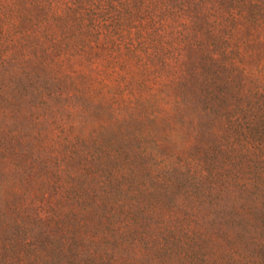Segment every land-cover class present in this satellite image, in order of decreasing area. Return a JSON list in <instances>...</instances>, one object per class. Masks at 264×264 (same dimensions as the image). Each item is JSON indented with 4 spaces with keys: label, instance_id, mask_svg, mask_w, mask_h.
Here are the masks:
<instances>
[{
    "label": "trees",
    "instance_id": "16d2710c",
    "mask_svg": "<svg viewBox=\"0 0 264 264\" xmlns=\"http://www.w3.org/2000/svg\"><path fill=\"white\" fill-rule=\"evenodd\" d=\"M57 1L0 0V264L84 261L81 252L72 254V249L65 248L62 242L66 235L63 230L68 229L73 218L59 210L63 209L61 202L58 208L51 206V213L44 207L30 206L40 188L61 190V182L57 186L55 181L61 179L62 173L66 177L80 174L97 179L103 193L96 198V205L84 203L81 209L96 218L100 231L115 219L133 226L121 240L113 237L107 253L96 254L100 264H104L106 255L107 260H114L120 252L128 251L125 247L136 244L141 236L143 246L120 255L118 264H264V90L251 98L255 90L245 84L252 79L245 77L247 71L239 65L241 54L232 41L234 38L243 43L244 32L257 29L251 26L256 16L254 8L260 4L264 9V0H210V11L215 10L217 2L228 11L227 16L236 11L245 21L237 30L239 36L231 35L229 47L222 49L212 42L203 55L193 54L200 64L195 73L197 81L204 80L206 88L192 94L190 102L205 101L202 109L207 114L214 113L210 111L219 105L225 112L210 117L219 121L213 138L206 136L209 132L199 133L192 164L186 165L177 154L164 156L148 146L132 124L138 121L136 126L142 117L150 116L131 106L118 109L117 128L106 142L110 153L101 151L96 170L82 159L76 162L82 167L74 168L65 156L55 165L47 164L45 159L51 158L50 154H43L34 142L40 134L18 126L20 109L36 95L44 96V100L59 98L58 92L41 79L47 72V57L58 55L57 59L67 45L65 17L53 14ZM152 1L158 4L149 6L147 15L152 16L154 24L155 19L166 14L178 18L172 15L174 11H182L194 20L192 32L186 35L177 30L174 40L165 39L163 34L152 40L159 46L154 50L157 56L183 47L177 60L183 59L185 67L192 53H185L184 43L201 32L195 20L200 19L198 12L203 9L199 5L206 0ZM148 20L151 18L147 16ZM98 29L97 25L96 33ZM104 45L96 39V46ZM238 89L243 94L239 95ZM29 119L36 128L35 121ZM135 139L144 143L135 147ZM126 143L133 146L128 148ZM64 146L63 139L60 147ZM69 151L75 154V149ZM34 173L43 175L38 186L32 180ZM123 178L134 185L136 196L123 194L114 200L109 192L116 191ZM8 180L13 185L7 184ZM46 217L49 221L44 227L37 223ZM23 233L29 235L27 241ZM53 235H60L58 248L49 244ZM32 237L44 240L38 249L32 248ZM132 252L140 254L135 257Z\"/></svg>",
    "mask_w": 264,
    "mask_h": 264
},
{
    "label": "rangeland",
    "instance_id": "374dc122",
    "mask_svg": "<svg viewBox=\"0 0 264 264\" xmlns=\"http://www.w3.org/2000/svg\"><path fill=\"white\" fill-rule=\"evenodd\" d=\"M157 4V1L152 0L57 1V9L53 10V14L65 17L67 45L57 59L58 55L47 57V72L42 73L41 79L58 92L59 98L44 100V96L36 95L34 100L32 98L33 101L20 109L22 119L17 117L18 126L22 130L31 129V132L40 134L34 142L39 145L43 154H50L51 158L48 156L45 159L47 164L55 165L56 160L60 162L65 156L66 161L74 168L82 167L76 164L82 159L90 169L96 170V160L101 151L103 150V154L110 153L106 142L117 128L116 118L120 113L118 109L131 106L132 110L136 111L137 107L150 116V119L142 117V122L139 121L141 123L136 126L138 121L132 124L143 135L148 146L151 145L164 156L177 154L188 166L192 164L191 155L198 150L199 133L209 132L206 136L213 138V133L219 128V121H212L210 117L215 118L225 110L219 105L209 110L214 113L207 114L202 109L205 101L190 102L192 94L195 96L199 90L206 88L204 80L197 81L195 73H198L200 64L193 58V54L203 55L212 42L222 49L226 45L229 47L231 35L239 36L240 31L237 30L245 20L238 17L239 13L236 11L227 16L228 11L217 2L213 12L208 9L210 0L201 3L199 7L204 12L199 11L200 19L195 20L201 32L194 35L192 41L184 43L185 53H192V59L186 60L184 67L183 59L177 60L183 47L176 48L169 54L161 52L157 56L154 50L159 46L152 40H156L160 34L165 39L173 40L178 32L186 35L187 32H192L191 24L194 20L184 16L182 11L180 14L174 11L172 15H178V18L173 19L166 14L161 16L163 22L161 18H157L154 24L152 16L147 14L149 6ZM254 10L256 16L251 26H256L257 29L246 30L243 34L246 40L243 43L235 42L234 38L232 40L237 53L241 54L239 65L247 71L245 77L252 79L245 84L249 90H255L252 99L264 90V9L259 4ZM147 16L151 20L147 21ZM96 39L106 45L96 46ZM238 72L240 73L239 68ZM238 94H243L241 89H238ZM29 118L35 121L36 128ZM102 123L107 126L100 127ZM63 139L65 146L61 148ZM136 140L135 147L144 143L142 139L139 142ZM126 144L128 148L133 146L131 143ZM71 149H75V154L70 153ZM42 176L36 173L32 178L37 186L41 184ZM59 182L61 190L40 188V192L30 201V206L44 207L51 213V206L54 204L58 208L60 201L63 209L59 210L73 218V226L69 225V221L66 225H69L68 229L63 230L66 234L62 241H65V248H71L72 254L81 252L84 258L81 264H100L96 254L107 253L113 237L121 240L126 235V230L133 226H126L115 219L108 228L100 231L96 218L81 209L84 203L93 202L96 205V198L103 193L95 177L80 174L66 177L62 173L61 179L57 178L55 184L58 186ZM13 183L8 180L7 184ZM109 193L114 200H119L123 194H128L130 198L136 196L134 185H129L124 178L118 183V189ZM48 221L46 217L39 219L37 223L44 227ZM59 236L53 235L49 244H55L58 248ZM22 238L27 241L29 235L23 233ZM43 241H36L32 237L30 242L32 248L38 249ZM142 246L141 236L136 244H130L125 249L137 251ZM57 248H52L51 251H56ZM128 251H122L123 254L120 252L114 260H107L106 255L103 263L118 264V257L125 256ZM132 254L138 257L137 254L140 253Z\"/></svg>",
    "mask_w": 264,
    "mask_h": 264
}]
</instances>
